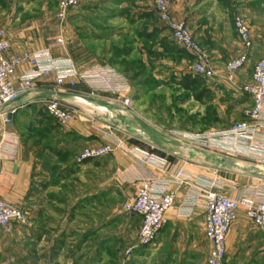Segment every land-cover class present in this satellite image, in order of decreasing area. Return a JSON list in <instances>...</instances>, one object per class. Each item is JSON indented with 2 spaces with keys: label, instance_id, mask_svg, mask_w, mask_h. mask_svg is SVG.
<instances>
[{
  "label": "rangeland",
  "instance_id": "obj_1",
  "mask_svg": "<svg viewBox=\"0 0 264 264\" xmlns=\"http://www.w3.org/2000/svg\"><path fill=\"white\" fill-rule=\"evenodd\" d=\"M168 1L171 5L175 0ZM187 1L188 3L199 2V0ZM201 1L209 8L208 10L213 4L216 5L214 6L216 9H227L229 11L227 14L231 18L235 14H242L251 25L256 24L255 27L263 30L264 0ZM0 4V29L6 32L7 38L9 41L11 38L13 44L19 45L26 37L32 39L44 36L45 43L47 42L48 47L52 49L55 47L54 39L61 37L63 46L55 48L62 51L63 49L71 50V52L68 50L69 54L71 53L70 55L78 62L73 64L77 71L81 72L93 67H109L126 80V92L117 94L93 92L81 83H76L73 88L60 87L65 92L75 90V94L79 96L68 100V103L61 101L63 106L69 111L76 110L79 118L90 116L92 123L103 129L104 134H102L107 139V143L111 142L110 139H117L124 144V148L116 149L113 153L127 154L126 147H133V143L142 137L156 142L171 138L179 140L180 143H186L181 137L221 131L218 129L247 120L245 113L250 107L248 99L244 96L237 98L236 104L242 106L236 107L233 111L221 110L220 105L231 104V101L224 92L216 97L213 94V91L219 88L212 86V83L217 75L223 74L224 63L217 68L211 63L216 76L211 79H201L202 82L191 88L189 92L177 86L176 81L183 74H191L193 58L178 56L174 53L167 54L162 47L158 50L156 46L154 55L153 53L151 55L153 59L151 63L154 65L149 67L138 65V57L131 52L132 43L136 42L137 38L145 40L150 38L149 40L153 42L162 37V41L168 42L167 49H170L172 44L168 31L158 22L153 11L152 0H77L76 6L70 9L62 24L56 23L53 18L54 11L57 10L56 0H0ZM188 27L191 30L190 26ZM145 40L142 42H146ZM258 42L250 51V57H256L263 51V37H260ZM21 53L23 52L17 54ZM198 94L201 95L196 101L195 95ZM125 98L131 100L129 108L123 107ZM244 103L246 105H243ZM42 105L38 104V107L30 112L27 108L19 110L15 115L17 129L23 133L29 145L37 149L35 150L38 151L36 158H40L42 162L38 161L41 164H38L39 170L46 171L49 181L70 180L74 186L73 193L78 197L84 194L82 175L86 171L83 164H77L75 160V164L72 160L62 162L59 159L56 160L50 152L42 155L39 150L41 145H44L52 152L60 137L59 134H50L46 129L48 119ZM188 147L193 150L191 146ZM197 148L202 151H211ZM71 174L75 176L71 178ZM111 174L108 172L103 177L107 179L106 191L93 189L89 200L86 199V204L81 200L82 202L77 204L80 207L76 205L75 209L69 208V210L65 206V202L70 203L72 197H66L64 194L62 196V193H60L61 196H56L50 192V188L43 190L41 201L46 202V205L50 207L46 212L56 215L58 211L52 210L51 207H57V202L61 200L62 202L58 204L61 209L58 212L59 216L65 219L70 216L75 219L69 229L73 233L66 231L65 240L61 241L62 253H108V264H116L120 253H126L128 249L137 245V216H128L123 213L121 206L127 194L123 197L116 187V179ZM220 176L228 182L233 180L240 186L253 184L252 180L243 176L239 168L234 171L222 170ZM95 182H100V179L98 177L93 179L92 184ZM97 185L96 183V188ZM63 208L64 212L67 210L65 213L62 211ZM83 223H86V231H90V239H87L85 248L80 247L83 240L81 232ZM72 237H74L73 240H70ZM191 238L195 246L189 250L184 231L181 229L176 231L174 237L161 235L158 239L155 238L151 245L134 248L130 253H160L157 254L159 261L155 259L154 264H162L161 261L166 264H171L169 262L201 264L208 255L206 242L194 235ZM168 253L171 254L170 259L167 256ZM127 262L128 260L125 264ZM224 264H233L230 253H226Z\"/></svg>",
  "mask_w": 264,
  "mask_h": 264
},
{
  "label": "crops",
  "instance_id": "obj_2",
  "mask_svg": "<svg viewBox=\"0 0 264 264\" xmlns=\"http://www.w3.org/2000/svg\"><path fill=\"white\" fill-rule=\"evenodd\" d=\"M214 6L216 5L213 4L212 8L208 10L209 8L201 0L191 3H188L187 0H175L170 5V13L174 19L182 20L186 23L187 27L190 26V32L199 45L206 51L210 63L215 68L238 57V54L242 52L241 43L233 26V19L236 16H241L247 23L253 47L260 37H263L264 46V4L263 30L255 27L256 24L251 25L246 16L242 14H235L231 18L227 14L229 12L227 9L220 10ZM43 37H34L35 39L26 37L25 40H21L19 45L13 44L9 37L11 41V53H32L47 49L48 43H45ZM149 39L137 38V41L132 43L131 52L138 57V65L148 67L149 65H154V63H151L153 60L151 59V55L152 53L154 55L156 46H158V50H161L162 47V50L167 51V54H172L170 49H167L168 45L166 41H162V37L153 40V42ZM143 40L146 42H142ZM63 50L53 47L51 49L52 56L59 58L60 56L61 58L67 57L74 65L78 63L76 58L71 56V53L69 54V51L71 52L70 49H67V51ZM262 53L264 55V47L263 51L257 54L256 57L249 58L250 61L236 73L233 82L230 84L222 79V75H217L212 86L219 89L213 91L214 96L216 97L221 92H224L231 101V104L225 103L222 106L220 105L221 110L228 109L233 111L241 105L236 104V99L243 96L240 93V88L250 82L253 66L262 57ZM27 70V65L20 66L12 78L13 83ZM78 97L75 94V90L65 92L60 86L58 87L53 83L52 77H49L37 81L33 92L22 95L15 103V106L18 107V111L27 108L30 112L32 109L38 107V104L44 105L45 101L49 99L54 98L63 103H68V100ZM243 105H246V103ZM70 110L68 111L71 119L63 127H58L52 119H49L45 115L48 119L46 120V129L50 134H59L60 137H58V142H56L52 152L49 151L50 148H45L44 145H41V149L39 150H41L42 155L50 152L56 160L59 159L62 162L72 160L74 163L75 156L82 149L101 146V144L107 143V139L103 137V129L92 123L90 116L85 115L86 118H79L80 116L76 110ZM229 126L218 130L226 129ZM175 140L170 138V140L162 139V141L156 142L155 140L142 137L133 143V147L146 149L158 159L166 161L172 169L183 168L196 176L216 177L226 183H234L237 188H254L264 198V174H260L257 170L255 160L245 157L230 159L217 151H202L197 147H192V150L188 147L190 145L187 143H180L179 140L175 142ZM151 147L153 148L151 149ZM35 150L37 149L32 145L30 146L23 133L17 129L15 116L8 126H0V200L19 208L25 215L24 225L12 223L9 229L5 231L0 230V264H108V253H62L61 241L65 240L66 231L71 232L69 229L75 222V219L70 216L67 219L59 216L58 212L61 209H59L58 204L61 200L57 202V207H51L52 210L58 211L56 215L46 212L50 207L46 205V202L41 201L43 200V190L50 188V192L56 196L62 193V196L64 194L66 197H72L70 203L65 202V206L68 209H75L79 202L84 201L83 203L86 204V199L89 200L93 189L106 191L105 188L108 186L106 183L107 179L103 177L108 172L112 173L111 175L116 179V187L123 197L127 194L125 199L135 194V181L137 179L151 176L158 181H163L168 176L157 167L137 165L128 154L115 152L108 156L107 159L87 160L82 163L86 171L82 175L84 194L77 197L73 193L72 188L74 186H72L70 180L57 181L53 179L49 181L46 171L43 169L39 170L38 164L42 162L40 158H36L38 151ZM224 159L232 161L233 166L229 167L223 162ZM236 168L242 171L245 178H248L250 181L252 180L253 184L240 186L237 182L233 180L228 182L220 176L222 170L234 171ZM74 176V174H71V178ZM97 177L100 179V182L92 184V180ZM96 183L98 184L97 188ZM64 188L66 189L64 190ZM168 190L175 193V203L172 209L165 214V218L168 220L161 231H159L160 233H158L156 239L161 235L174 237L176 231L182 229L187 239L188 250L195 246V242L191 238L194 235L206 242V253L208 254L210 244L204 237L202 209L195 207L188 217L187 215L179 214L178 209L186 200L190 191L186 187H178L175 184H170ZM224 193L229 197H233L235 190L227 186L224 188ZM77 206L80 207V205ZM83 207L86 208L85 205ZM62 211L65 213L67 210L64 212L63 208ZM136 218L137 238L140 218ZM251 223L240 213L227 234L225 249L226 253L232 255L233 264H264V235L258 233ZM82 225L83 240L80 247L85 248L87 239H90V231H86V223ZM73 238H70V240H73ZM157 254L159 255L160 253H131L126 264H154L155 259L159 261ZM170 255V253L167 254L169 259ZM123 256L124 253H120L117 256L116 264H123ZM160 260L163 259L160 258ZM161 263L166 264L164 261H161ZM169 263L172 264V262Z\"/></svg>",
  "mask_w": 264,
  "mask_h": 264
},
{
  "label": "built area",
  "instance_id": "obj_3",
  "mask_svg": "<svg viewBox=\"0 0 264 264\" xmlns=\"http://www.w3.org/2000/svg\"><path fill=\"white\" fill-rule=\"evenodd\" d=\"M153 11L158 22L168 31L173 44L188 54L192 59L191 74L202 79L216 76L206 51L195 40L186 23L174 19L170 13L168 0H152ZM77 0H58L57 10L53 18L62 24L70 9ZM234 30L242 46L238 57L228 61L223 70L222 79L232 83L236 73L242 69L250 58L253 48L249 27L241 16L233 19ZM53 46H63V39H54ZM27 65L28 70L20 75L15 83L12 78L17 69ZM52 77L56 86L73 88L81 83L90 90L117 94L126 92V80L109 67H93L89 70L77 71L67 57H53L51 47L35 52L11 53V44L6 32L0 29V126H8L17 114L15 103L22 95L30 93L37 81ZM240 93L250 101L247 120L235 122L221 131L181 137L191 147H201L222 153L230 159L239 157L256 161L257 170L264 174V55L253 66L249 83L240 88ZM125 98L123 107H130ZM46 115L58 127L65 126L71 119L68 109L58 99H49L44 103ZM106 134V133H105ZM107 136V134H106ZM111 135H109L110 137ZM101 146L82 149L75 157L77 164L87 160H95L112 155L114 150L124 148L117 139ZM260 146V147H259ZM126 153L137 165H150L163 170L168 176L158 181L151 176H144L135 181L136 191L122 204L126 215H136L140 219L137 234V245L124 253L123 264L128 260L134 248H142L153 243L159 231L168 219L165 214L175 203V193L168 190L170 184L186 187L190 194L178 209V213L188 215L195 207L201 208L204 217V237L210 244V251L201 264H224L226 257V237L233 223L241 213L252 222L253 228L264 235V198L254 188L243 189L229 185L218 178L196 176L183 168L172 169L168 163L158 159L146 150L138 147H126ZM230 186L235 195H225L224 188ZM12 223L24 225L25 215L19 209L0 200V230H7Z\"/></svg>",
  "mask_w": 264,
  "mask_h": 264
},
{
  "label": "trees",
  "instance_id": "obj_4",
  "mask_svg": "<svg viewBox=\"0 0 264 264\" xmlns=\"http://www.w3.org/2000/svg\"><path fill=\"white\" fill-rule=\"evenodd\" d=\"M165 28V27H164ZM166 43L168 44V42L166 41ZM171 47H170V51L176 55H182L185 57H190L188 54H186L185 52H183L181 49H179L178 47H176L173 42L171 41ZM191 58V57H190ZM202 78L195 76V75H191V74H183V76L177 80V86H181L184 90L186 91H190L191 88L198 86L202 80ZM201 94L195 95V100L198 101L199 97ZM49 118V117H48ZM51 119V118H49Z\"/></svg>",
  "mask_w": 264,
  "mask_h": 264
},
{
  "label": "water",
  "instance_id": "obj_5",
  "mask_svg": "<svg viewBox=\"0 0 264 264\" xmlns=\"http://www.w3.org/2000/svg\"><path fill=\"white\" fill-rule=\"evenodd\" d=\"M223 162H225L229 167L233 166V162H231V161H228V160L224 159Z\"/></svg>",
  "mask_w": 264,
  "mask_h": 264
}]
</instances>
